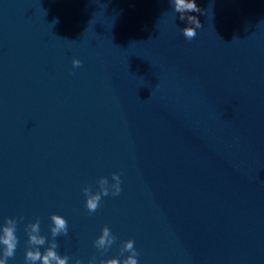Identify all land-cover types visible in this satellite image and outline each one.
Segmentation results:
<instances>
[{
  "label": "water",
  "instance_id": "obj_1",
  "mask_svg": "<svg viewBox=\"0 0 264 264\" xmlns=\"http://www.w3.org/2000/svg\"><path fill=\"white\" fill-rule=\"evenodd\" d=\"M196 3L187 40L170 0H0L8 264H25L30 222L51 242L53 213L69 264L128 239L138 264H264V0ZM114 172L122 191L90 213L83 188Z\"/></svg>",
  "mask_w": 264,
  "mask_h": 264
},
{
  "label": "clouds",
  "instance_id": "obj_2",
  "mask_svg": "<svg viewBox=\"0 0 264 264\" xmlns=\"http://www.w3.org/2000/svg\"><path fill=\"white\" fill-rule=\"evenodd\" d=\"M173 12L179 14L181 20H187L188 25L181 31L187 40H192L197 36V30L202 27L201 21L196 15L191 13H203L196 0H170ZM81 61L73 60V65L79 67ZM99 189L92 191L90 186L83 188L86 196V207L90 213H94L101 204L102 198L109 194L117 196L122 191L121 176L119 173H112V182L107 177H100L98 180ZM51 235L53 239L49 243L47 237L41 234L40 220L30 222L27 225L28 244L26 249L25 264H69V256L61 255L58 251L56 237L67 235L69 231L68 220L61 214L51 215ZM18 220L14 217L6 218V222L0 225V264H8V259L15 256L19 244L17 235ZM116 241V236L109 226L105 225L102 234L96 239L95 244L98 249L107 250ZM48 244L49 246L42 247ZM120 256L109 259H100L99 264H138L139 252L135 247V240L128 239L123 242L120 249ZM125 253H128L126 256ZM123 257V258H122ZM75 264H82L80 259H76ZM88 264H97L96 257H92Z\"/></svg>",
  "mask_w": 264,
  "mask_h": 264
}]
</instances>
